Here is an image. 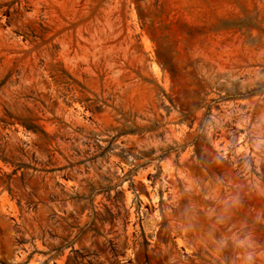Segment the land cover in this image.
I'll use <instances>...</instances> for the list:
<instances>
[{"label": "rangeland", "instance_id": "374dc122", "mask_svg": "<svg viewBox=\"0 0 264 264\" xmlns=\"http://www.w3.org/2000/svg\"><path fill=\"white\" fill-rule=\"evenodd\" d=\"M0 264H264V0H0Z\"/></svg>", "mask_w": 264, "mask_h": 264}, {"label": "trees", "instance_id": "16d2710c", "mask_svg": "<svg viewBox=\"0 0 264 264\" xmlns=\"http://www.w3.org/2000/svg\"><path fill=\"white\" fill-rule=\"evenodd\" d=\"M21 124H22L23 128H25V130L28 132H31L33 134H38L40 132L41 134L45 135V133L43 131H39L38 127L32 123H21Z\"/></svg>", "mask_w": 264, "mask_h": 264}]
</instances>
